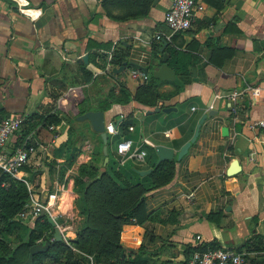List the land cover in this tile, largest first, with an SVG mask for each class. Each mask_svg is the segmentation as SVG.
Instances as JSON below:
<instances>
[{"label":"crops","instance_id":"obj_1","mask_svg":"<svg viewBox=\"0 0 264 264\" xmlns=\"http://www.w3.org/2000/svg\"><path fill=\"white\" fill-rule=\"evenodd\" d=\"M200 1L190 27L166 41L153 35L168 31L163 12L171 0H151L135 16L127 14L136 6L121 2L0 0V115L24 117L7 151L28 137L31 149L19 175L28 179L35 200L45 202L47 193H56L51 213L66 226L62 237L73 238L83 217L80 194L72 189L77 165L90 161L102 171L110 155L117 158L116 141L126 137L140 148L170 145L174 160L171 178L144 192L146 210L157 211L146 222L153 236L143 235V225L124 223L122 245L142 243L141 258L153 264H183L192 251L186 244L215 238L220 246L244 251L253 264H264V128L250 126L264 117V0ZM163 40L190 56L188 74L175 73L182 88L175 93L174 79L157 78V110L132 98L99 108L110 87L116 94L121 85L132 95L164 52L167 62ZM153 43L162 47L158 56L151 52ZM83 54L86 60L79 59ZM108 54L110 68L101 71ZM163 106L175 110L165 112ZM81 108L101 109L107 122L118 120L117 132L106 133L104 165L103 142L101 153L95 151L99 133L75 118ZM208 108L215 112L205 116L195 140L176 159L190 127ZM49 115L59 121L43 124ZM31 204L2 233L11 243L24 235ZM209 212H219L218 220L208 218Z\"/></svg>","mask_w":264,"mask_h":264},{"label":"trees","instance_id":"obj_2","mask_svg":"<svg viewBox=\"0 0 264 264\" xmlns=\"http://www.w3.org/2000/svg\"><path fill=\"white\" fill-rule=\"evenodd\" d=\"M150 1L102 0V3L133 4L136 8L127 15L135 16L144 14ZM116 17L124 18V16ZM166 43L165 50L169 54L167 64L174 69L175 73L188 74L189 54L180 51L174 44L171 45L172 41ZM159 47L157 43L151 46V52L156 56L159 55ZM157 82L159 80L149 74L146 81L139 85L132 95L121 85L118 86L116 94L110 87L104 93L106 103H99L98 107L105 109L109 102L122 103L131 98L145 105L155 106L156 99L160 95L155 90ZM172 82L176 93L182 88L183 82L179 79H174ZM83 110L84 108H81L79 111ZM52 116L49 115L43 119V124L59 121L57 117ZM124 123L125 120L119 121V126ZM191 132L192 127H190L189 134ZM97 138L98 144L95 151L101 153L102 140L100 137ZM109 142L107 139V143ZM142 148L145 150L143 162L126 159L119 163L117 158L109 156L100 172L98 167L90 161L77 165L72 175V189L80 194L78 206L83 217L76 225L74 237L67 240L53 238V228L45 212L30 219L24 235L16 243H11L2 236V233L7 232L15 221V214L30 202V196L26 183L22 179L0 172V183L3 182L0 184V264H20L27 256L28 247L38 239L41 242H48V246L44 250L33 253L31 264H89L90 259L94 263L106 264H153L141 258L146 253L142 243L137 248H131L119 242V232L124 223L134 222L143 225L145 228L143 235L153 236L148 234L149 229L146 227V222L154 220L157 211L148 212L146 210L144 192L166 183L173 172V158L164 159L155 164L154 146L143 143ZM148 167H151L149 172L144 174L138 172V169ZM219 214V212H209L207 216L217 221ZM219 246L218 241L212 238L199 240L193 245L186 244L185 248L201 250Z\"/></svg>","mask_w":264,"mask_h":264},{"label":"built area","instance_id":"obj_3","mask_svg":"<svg viewBox=\"0 0 264 264\" xmlns=\"http://www.w3.org/2000/svg\"><path fill=\"white\" fill-rule=\"evenodd\" d=\"M203 3L200 0H171L169 5L163 12V21L168 29L167 32L154 33V39H165L170 41L171 35L175 32H183L187 30L195 13L202 9ZM110 54L107 56V61L101 71H108L110 68L109 60ZM236 92L229 94L232 97ZM193 108V107H192ZM24 117L21 115L4 114L0 115V172L6 173L13 178L22 179L27 186L30 201L34 208L33 214L37 215L39 212V205L45 208V212L52 216L56 225L61 230L66 228L56 221V216L51 213L52 206L56 205V193H47L45 202L33 199L30 193L28 182L19 175L21 166L26 162L28 151L31 147L28 145V137L21 139L16 145L7 151V143L10 136L18 131ZM251 127L264 128V117L255 119L250 122ZM104 131L106 133H116V127H113L112 121L104 124ZM167 135V131H164ZM115 152L119 163L126 159H133L136 162H143L145 159V150L143 148L134 146L130 138L122 137L115 143ZM33 215V217L35 216ZM198 238V235H195ZM67 240L68 237H62ZM40 241V239H38ZM90 259V257H89ZM89 264L94 263L91 259ZM106 264V263H102ZM183 264H253L242 250H237L231 247H207L201 250L193 249L185 258Z\"/></svg>","mask_w":264,"mask_h":264},{"label":"water","instance_id":"obj_4","mask_svg":"<svg viewBox=\"0 0 264 264\" xmlns=\"http://www.w3.org/2000/svg\"><path fill=\"white\" fill-rule=\"evenodd\" d=\"M163 46L166 45V41H162ZM160 49H162V47H160ZM86 54H83L79 57V59H83L86 60ZM139 68L142 69L143 73L147 72V67L146 66H141L138 65ZM120 69H122V65L118 66V67H113L112 70L117 72ZM191 73L194 77V70H191ZM152 75L160 80H173L175 78V71L173 68H171L167 62H166V53H162L161 56V62L159 64H156L152 67ZM210 100L211 97H209V99L206 102V105L209 106L210 105ZM158 107L155 106L153 107V110H157ZM175 110L174 106H163L161 107L162 111L168 112L170 110ZM151 110L147 109L146 112H150ZM215 112V109L213 108H208L206 112L201 113V115L198 117L191 135L188 137V139H186L179 147L178 149L175 151V158L179 159L183 154L186 153L188 146L190 145L191 142H193L197 136L198 133V129L200 126V123L203 121V119L205 118V116L207 114H212ZM76 119L78 120H83L86 119L91 128L94 131H97L101 137V140L103 142L102 144V153H103V162L102 164L104 165L107 161V151H106V132L104 131V124L107 123L105 117H104V113L101 109H87L79 114H77L75 116ZM118 120L116 121H112V125L113 127H116ZM221 132H223V134H226L227 132V127L224 126L221 129ZM154 151L156 154V160H155V164H158L161 160L164 159H170L174 156V148L170 145H165V144H161V143H156L154 144ZM151 170V167L148 168H144V169H138V172L140 174H144L147 173ZM45 212V208L42 205H39V212L37 215H35L33 218H36V216H38L41 213ZM47 220L48 222L51 224L53 231H52V235L54 237L55 240H60L62 239V234L60 229L58 228V226L55 223V220L53 219L52 216L47 215ZM48 246V242H41V241H37L33 244H31L28 247V253L27 256L25 257V259L20 262V264H31L32 263V255L35 252L44 250L46 247Z\"/></svg>","mask_w":264,"mask_h":264},{"label":"rangeland","instance_id":"obj_5","mask_svg":"<svg viewBox=\"0 0 264 264\" xmlns=\"http://www.w3.org/2000/svg\"><path fill=\"white\" fill-rule=\"evenodd\" d=\"M110 156H112V155H110ZM33 211H34V208L33 207H31V210H30V214H31V218L33 217V215H35V214H33ZM46 213V212H45ZM29 219V218H28ZM56 221L58 222V223H60L61 221H60V215H57L56 216ZM11 235V234H10ZM17 238H18V236H16Z\"/></svg>","mask_w":264,"mask_h":264},{"label":"bare ground","instance_id":"obj_6","mask_svg":"<svg viewBox=\"0 0 264 264\" xmlns=\"http://www.w3.org/2000/svg\"><path fill=\"white\" fill-rule=\"evenodd\" d=\"M54 238V237H53Z\"/></svg>","mask_w":264,"mask_h":264}]
</instances>
